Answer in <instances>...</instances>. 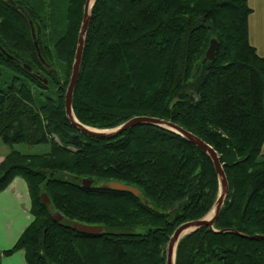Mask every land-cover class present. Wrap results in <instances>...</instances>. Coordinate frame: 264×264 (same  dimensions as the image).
Returning <instances> with one entry per match:
<instances>
[{
	"label": "trees",
	"instance_id": "obj_1",
	"mask_svg": "<svg viewBox=\"0 0 264 264\" xmlns=\"http://www.w3.org/2000/svg\"><path fill=\"white\" fill-rule=\"evenodd\" d=\"M14 1L34 23L40 55L25 17L0 0V138L35 145L51 136L52 143L44 154L14 149L0 163V191L23 177L34 216L0 250V264L17 250L27 264H167L175 229L217 200L212 159L156 125L112 139L80 133L65 94L86 0ZM251 13L248 0H96L93 7L73 96L78 120L100 129L138 115L171 120L212 145L224 164L230 192L214 229L184 236L175 264H264V57L250 42ZM212 39L215 59L204 63ZM83 178L94 183L83 187ZM109 181L140 193L100 186ZM74 223L104 230L88 235Z\"/></svg>",
	"mask_w": 264,
	"mask_h": 264
},
{
	"label": "water",
	"instance_id": "obj_2",
	"mask_svg": "<svg viewBox=\"0 0 264 264\" xmlns=\"http://www.w3.org/2000/svg\"><path fill=\"white\" fill-rule=\"evenodd\" d=\"M2 1H4L5 3L10 5L14 9L18 10L25 17V19L27 20L29 24V27L32 33V38L34 40V44L37 47L38 53L40 55V48L38 45V41L36 40V32H35L34 23L31 17L29 16V14L27 13V11L24 9V7L17 4L14 0H2ZM95 2L96 0H86L85 5H84L83 20H82V24H81V28L79 32L75 59H74L73 68H72V74H71L70 81H69L66 95H65V111H66V115L70 123L80 133H85L90 136L102 138V139L116 138L119 135H121L124 131L134 126L142 125V124L156 125L162 128L169 129L185 137L191 143L195 144L196 146L201 148L204 152H206L212 159L217 175H218V178H219V194L210 212L202 218L187 221V222L180 224L173 232L168 242L166 259H167V264H175L177 246L180 240L184 236H186L187 234L197 229L204 228V227L214 229V224L216 220L218 219L222 211V208L227 200L229 192H230V185H229V181H228L225 169H224V164L221 161L219 153L212 145H210L207 141H205L198 135L194 134L193 132L189 131L188 129L184 128L183 126L171 120H166V119L147 116V115H138V116H134L126 120L124 123L115 127L113 130L107 131V130L90 127L86 124H83L76 118L74 111H73V96H74L75 87L78 83L79 76H80L81 64H82L83 53H84V48H85V39H86V35H87L88 28L90 25ZM217 48H218V41L216 39H212L209 45V48L207 49L206 54L204 56V59H203L204 63L207 62L208 60L215 59ZM0 49H2L1 45H0ZM23 67L29 74H31L37 80L41 81L42 83L46 85L49 84V79L47 75L41 72L40 70L34 68L33 66L27 63H23ZM57 141L59 142L58 139ZM70 149H73V148H70ZM80 183L83 187L89 188L94 183V179L83 178L80 180ZM100 186L104 188H108V189H113V190L130 191V192L135 193L136 195L140 193L139 189L126 185L121 182H117V181L104 182V183H101ZM42 196L46 202L49 201L46 193H43ZM211 212H212V215L211 217L208 218V215ZM54 219L57 220L56 218ZM72 228L77 230L78 232L88 234V235H99L104 230V227L101 225H87V224H78V223H74L72 225ZM250 237L254 238L255 236H250Z\"/></svg>",
	"mask_w": 264,
	"mask_h": 264
},
{
	"label": "crops",
	"instance_id": "obj_3",
	"mask_svg": "<svg viewBox=\"0 0 264 264\" xmlns=\"http://www.w3.org/2000/svg\"><path fill=\"white\" fill-rule=\"evenodd\" d=\"M248 3L252 8L249 16L250 42L264 57V0H248ZM4 158L5 154L0 153V162ZM33 219L27 181L16 176L8 187L0 191V250L11 248ZM2 264H27L24 251L4 255Z\"/></svg>",
	"mask_w": 264,
	"mask_h": 264
},
{
	"label": "rangeland",
	"instance_id": "obj_4",
	"mask_svg": "<svg viewBox=\"0 0 264 264\" xmlns=\"http://www.w3.org/2000/svg\"><path fill=\"white\" fill-rule=\"evenodd\" d=\"M83 20V19H82ZM209 48V47H208ZM47 67H49V66H47ZM71 74H72V72H71ZM71 77V76H70ZM69 84V83H68ZM68 87V86H67ZM67 91V90H66ZM66 95V94H65ZM74 111V110H73ZM75 114V113H74ZM77 118V117H76ZM78 119V118H77ZM81 122V121H80ZM84 124V123H83ZM89 126V125H88ZM90 127H92V126H90ZM94 128H96V127H94ZM98 129H100V128H98ZM114 128H110V129H102V130H107V131H109V130H113ZM55 137V140L57 141V139H58V137L57 136H54ZM59 140V139H58ZM51 136H49V138H48V141L47 142H45V143H41V144H35V145H29V144H26V143H14V144H7V143H5L3 140H1L0 139V153H2V154H5V156L7 155V153H9L10 151H12V150H19V151H21V152H23V153H28V154H44V153H46V152H48L49 150H50V147H51ZM3 161V160H2ZM1 161V162H2ZM0 162V163H1ZM97 183V182H96ZM97 184H99V183H97ZM46 195H47V197H48V199H49V201L48 202H46L45 200H44V198H43V196H42V198H43V200H44V202L45 203H50L51 202V200H50V197L48 196V194L46 193ZM30 199H31V197H30ZM31 205H32V203H31ZM32 213V212H31ZM54 218H56L57 220H61V219H63V217L61 216V214H59L58 212H54Z\"/></svg>",
	"mask_w": 264,
	"mask_h": 264
},
{
	"label": "bare ground",
	"instance_id": "obj_5",
	"mask_svg": "<svg viewBox=\"0 0 264 264\" xmlns=\"http://www.w3.org/2000/svg\"><path fill=\"white\" fill-rule=\"evenodd\" d=\"M211 215H212V212L208 215V218L211 217Z\"/></svg>",
	"mask_w": 264,
	"mask_h": 264
}]
</instances>
